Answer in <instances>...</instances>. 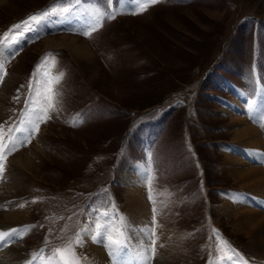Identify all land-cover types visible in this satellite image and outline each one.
I'll return each mask as SVG.
<instances>
[{
	"label": "rangeland",
	"instance_id": "374dc122",
	"mask_svg": "<svg viewBox=\"0 0 264 264\" xmlns=\"http://www.w3.org/2000/svg\"><path fill=\"white\" fill-rule=\"evenodd\" d=\"M63 35L87 53L45 49ZM237 89L247 110L264 102V0H0V212L25 207L20 226L0 224L16 230L0 254L14 244L42 264L105 226L124 241L135 174L158 264H257L240 221L220 211L234 192L264 213L222 167L236 126L219 98ZM260 134L264 145V113ZM74 248L92 264L85 243Z\"/></svg>",
	"mask_w": 264,
	"mask_h": 264
},
{
	"label": "bare ground",
	"instance_id": "6f19581e",
	"mask_svg": "<svg viewBox=\"0 0 264 264\" xmlns=\"http://www.w3.org/2000/svg\"><path fill=\"white\" fill-rule=\"evenodd\" d=\"M67 38H70L72 42L69 44H65L64 42L63 45V41ZM59 39L62 41L56 42V44L53 39H44L46 43L45 49L53 48V46H64L75 51V53L76 51L84 54L87 53L85 44L81 43L77 46L75 42H73L77 41L75 38L63 35ZM235 95L237 99L234 100V102H222L223 99L219 98V102L223 106L221 111L229 112L230 124L236 126L232 132L236 141H233L234 144H229L226 147L224 156L227 159L222 163V167L239 185L238 191L244 193L250 190L253 196L259 198V204L257 200H255L256 205L262 206L261 202L264 203V165L262 163L264 145L260 134V128L262 126L261 116L264 111V102L258 103L251 111L247 112L245 108L247 100L246 94L241 89H237L235 90ZM27 134V129L20 128L19 132L17 131L12 135L11 139L17 142L20 139H24ZM26 154L22 156L19 154V156L15 158V161L23 168L31 169L32 166L30 165L29 158L31 156L28 155V157ZM140 180V176L132 174L127 176L125 183V185H131L132 191L126 194L125 204L127 207L123 223L124 237L122 236L126 246L123 252L117 257L111 256L106 252L107 249L109 252L111 251L109 247H106L107 244H103V242H93V240H91L92 234L87 228L81 232V235L79 234L83 243L89 247L92 253V264H151L152 262L153 264H158L155 259L153 260L150 254V240L152 238L151 220L148 203L140 190ZM236 195V193L232 192L230 194L231 199L224 202L225 204L220 208V211L225 213V215L232 214L236 221H240V224H237L235 229L245 232L250 239V245L257 258V264H264V213L253 209L249 204H246L244 200L241 202L242 205L240 201L234 203ZM2 199H0V205L3 203L1 202L3 201ZM21 204L22 202L20 201L19 205ZM15 205L12 200V204L4 206V212H0V224H3V221H5V223L9 225L15 224L16 226H20L18 224H20L22 220V211L25 207H20L18 205L16 208H10ZM262 209H264V206H262ZM0 227L2 228V225H0ZM0 233H8V231H0ZM3 243L4 242L0 243V246H2ZM29 255L30 254L27 252H23L22 248L11 244L8 248H5L4 252H1L0 262L5 261V264H32L28 262L29 258L27 257ZM42 264H52V259L44 261Z\"/></svg>",
	"mask_w": 264,
	"mask_h": 264
},
{
	"label": "snow or ice",
	"instance_id": "6c2138e0",
	"mask_svg": "<svg viewBox=\"0 0 264 264\" xmlns=\"http://www.w3.org/2000/svg\"><path fill=\"white\" fill-rule=\"evenodd\" d=\"M149 3H156L157 0H148ZM47 15H49L48 12H44V13H39V14H34L33 16H31L29 18V20L35 24L39 22L38 18H43V17H47ZM114 18V16H113ZM28 22H24V25H14L13 28L14 29H21L23 26H27ZM96 28L93 27L92 31H95ZM89 33L86 32L85 35H88ZM7 35V34H6ZM16 149V142L15 140L11 141L10 144L7 146V152L10 154L12 151H14ZM5 160V155L3 153V150L0 149V173L3 172L4 168H3V161ZM20 207H23V205H20ZM16 230H12L11 232L8 233H0V243L4 242L6 239H11L13 237V234ZM108 228L107 226H105L103 231L100 232H95L92 236L91 239L93 240V242H103V238L105 236V233L108 232ZM122 235V233H121ZM107 239V245L106 247H109L111 249L110 251V255L113 257H117L121 252L124 251L125 249V242L122 241V239L120 238H116L114 239L113 236L111 234H108L106 236ZM83 240L80 237L79 234H77L75 241H74V245L75 246H80L82 245ZM74 245L72 243H70L66 248L61 249V248H57L54 250V255L52 257V264H80V260L78 257H76V253H75V248ZM154 245V242H153ZM65 252H68L70 254V256H66ZM151 252H154V246L151 249ZM59 257V259H56V257ZM38 258V257H34ZM227 259L231 260L232 257H227Z\"/></svg>",
	"mask_w": 264,
	"mask_h": 264
}]
</instances>
